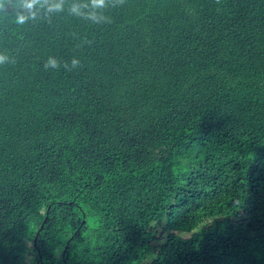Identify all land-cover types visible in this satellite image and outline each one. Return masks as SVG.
Here are the masks:
<instances>
[{"label": "trees", "instance_id": "1", "mask_svg": "<svg viewBox=\"0 0 264 264\" xmlns=\"http://www.w3.org/2000/svg\"><path fill=\"white\" fill-rule=\"evenodd\" d=\"M108 16L0 15V264H264V0Z\"/></svg>", "mask_w": 264, "mask_h": 264}, {"label": "clouds", "instance_id": "2", "mask_svg": "<svg viewBox=\"0 0 264 264\" xmlns=\"http://www.w3.org/2000/svg\"><path fill=\"white\" fill-rule=\"evenodd\" d=\"M219 2L220 0H217V3ZM125 3L126 0H0V15L11 18L15 25L21 27L29 22L65 12L93 24H106L110 23L108 11L122 7ZM8 61V56L0 54V65ZM80 64V59L73 57L70 67L68 62L61 65L58 58L50 56L44 63V69L59 70L64 67L72 71ZM188 235L190 236L185 234L184 237Z\"/></svg>", "mask_w": 264, "mask_h": 264}, {"label": "rangeland", "instance_id": "3", "mask_svg": "<svg viewBox=\"0 0 264 264\" xmlns=\"http://www.w3.org/2000/svg\"><path fill=\"white\" fill-rule=\"evenodd\" d=\"M91 223H92L93 225H97V220H95V219H91ZM206 230H207V228L204 229V233H205ZM156 231L162 233V232H163V229H157ZM181 235H182V236H185V234H183V233H181ZM186 237H189V235L186 236ZM147 259H148V260H147V263H149V262L151 261V258H150V257H147Z\"/></svg>", "mask_w": 264, "mask_h": 264}]
</instances>
